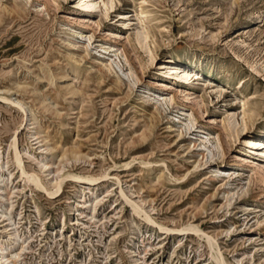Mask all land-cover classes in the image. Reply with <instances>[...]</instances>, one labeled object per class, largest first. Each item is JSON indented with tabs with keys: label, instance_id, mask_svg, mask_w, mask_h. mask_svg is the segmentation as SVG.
I'll return each mask as SVG.
<instances>
[{
	"label": "rangeland",
	"instance_id": "rangeland-1",
	"mask_svg": "<svg viewBox=\"0 0 264 264\" xmlns=\"http://www.w3.org/2000/svg\"><path fill=\"white\" fill-rule=\"evenodd\" d=\"M111 1L0 0V264H264V0Z\"/></svg>",
	"mask_w": 264,
	"mask_h": 264
},
{
	"label": "bare ground",
	"instance_id": "bare-ground-1",
	"mask_svg": "<svg viewBox=\"0 0 264 264\" xmlns=\"http://www.w3.org/2000/svg\"><path fill=\"white\" fill-rule=\"evenodd\" d=\"M78 4L83 8L84 11H92V10H98L100 9V5L102 4L103 7L107 8L109 6L113 7V2L111 0H108L107 2H100V0H79ZM75 38L79 35L78 32H73ZM74 40V38H73ZM100 50H102L105 53L114 52L113 48L110 46L108 48L99 47ZM164 69H166V76H168L169 80L174 81V83H189L190 82V76L195 77L196 79H199L202 77V73L199 71L197 67H193L190 64V58L186 57L185 59H175V60H169L168 62L164 63ZM190 71V72H189ZM206 81L214 82L212 79L207 78ZM167 86V84H165ZM209 85V84H208ZM213 85V84H212ZM210 87V86H209ZM159 99L164 100V95L159 94ZM245 106L246 103L241 101V108L243 110V115L245 116ZM229 127L233 130L238 125L235 116H232L228 120ZM242 125L243 129L245 130L246 127V118H242ZM240 131V133L242 132ZM238 132V135L240 134ZM245 145L251 149V150H259L260 148H264V138L257 139L256 135H251L245 140ZM261 158H264V153L261 155ZM13 244H17V242H14Z\"/></svg>",
	"mask_w": 264,
	"mask_h": 264
}]
</instances>
